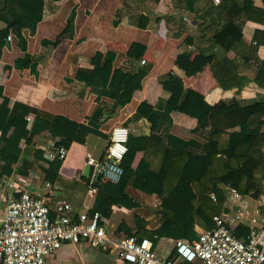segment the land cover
<instances>
[{
  "label": "crops",
  "instance_id": "1",
  "mask_svg": "<svg viewBox=\"0 0 264 264\" xmlns=\"http://www.w3.org/2000/svg\"><path fill=\"white\" fill-rule=\"evenodd\" d=\"M211 3L214 5L210 6ZM219 4H223L221 9L217 8ZM226 4L231 6V11L227 9ZM5 5V0H0V8H4ZM195 8L194 12L190 11L187 8V0L159 2L146 0L137 7L127 5L125 0H61L58 12L40 22L36 34L41 28L43 36L37 41L36 34H28L29 51L32 53L39 51L43 38L55 39L49 36L57 35L62 40L50 55L48 62L40 66L39 79L31 74L29 66L23 71L14 68L9 70L3 80L5 93L13 101L28 103L53 113L55 120L61 119L64 124L66 122L78 124L79 131L60 169L63 185L54 184L57 189L51 190L45 186L43 174L38 169L35 177L28 178L27 175H21L17 164L14 165L11 176L0 179V216L4 215L9 200L18 197L26 189L40 191L52 208L58 202H70L76 212L72 213L74 219L84 205L92 210L95 196L88 195L87 188L83 189L84 186L87 187L83 175L86 155L91 153L103 158L113 129L120 125L126 126L124 122L136 112L149 115L161 96H167L172 105H177L185 89L194 92L189 97L188 103L205 110L202 128L194 133L195 121L174 113L172 132L185 139L202 140L209 137L214 130L212 122L218 115L253 100L264 101V0H239V2L237 0V3L233 0H197ZM62 9L70 10L69 13L73 9L76 11L73 37L70 36V25L67 26L69 27L67 34L51 32L56 29L57 21L54 20ZM233 12H237L233 18L235 26L242 33V38L230 50H226L223 46L214 43L213 25L219 22L227 23L232 18ZM78 13H81L79 17ZM120 14L122 16L117 17ZM117 20L121 23L115 26L114 21ZM63 27L64 24L60 32ZM187 39L193 41L186 43ZM14 47L18 51H15ZM108 50H113L117 54L110 73L105 72L108 87H115L122 70L126 75H130L129 77L136 76L142 68L147 69L148 74L142 80L141 88L135 90L131 102L126 106L114 108L112 99H107L104 103L107 108V118L98 129L86 123L87 115L96 107L95 96L92 93L87 92L84 96L54 97L52 91H66L74 86L75 79H88L89 75L79 71V68L88 65L92 57L104 55ZM185 50L192 51L193 57L202 52L217 56L216 60H222V64L220 62L216 67L217 76L227 88L222 87L210 64L204 66L197 74L183 76L168 84L160 83L159 77L175 69L178 55ZM22 54L23 52L13 42V47L0 56V64L12 65L14 59ZM217 63L219 61L214 64ZM254 117L264 119V107L255 113ZM128 128L139 135L151 134L147 121L130 124ZM58 140L50 133H46L26 145L25 155L32 157L36 150L45 149ZM143 155V152L136 154L130 170L126 172L127 176L133 173V169H136ZM205 156L201 154L200 159L204 161ZM36 178L38 181H35ZM14 180H17L18 186L12 188L8 185V181ZM128 190L139 201L148 196L153 198L156 206L162 204V200L156 195L149 196L132 187H128ZM256 199H260L263 204V216L259 225L263 227L264 191ZM143 206L128 209L118 202L113 204L108 219L115 238H121L122 234L129 233H136L140 237L137 217L145 221L143 224L147 231H154L163 223L153 225L150 220L156 216V213L145 215L139 210ZM144 211L147 212V208H144ZM247 223L248 221H245V225ZM201 229L196 226L197 231ZM173 240L168 237L153 240L154 250L165 257H172ZM46 264L130 263L119 258L108 247L91 246L81 241L75 244L64 242L59 249L48 255Z\"/></svg>",
  "mask_w": 264,
  "mask_h": 264
},
{
  "label": "trees",
  "instance_id": "2",
  "mask_svg": "<svg viewBox=\"0 0 264 264\" xmlns=\"http://www.w3.org/2000/svg\"><path fill=\"white\" fill-rule=\"evenodd\" d=\"M144 1L146 0H125L131 7H137ZM196 1L187 0V8L192 12L196 10ZM233 1L237 3V0ZM5 3V7L0 8V56L13 47V42L23 54L15 58L12 65L0 64V179L11 176L14 165L17 164L23 176L38 169L43 174L44 183L63 185L60 174L63 161L47 160L45 149L36 150L32 157H27L25 147L50 133L59 139L58 145L69 148L78 134L79 125L73 122L64 124L61 119L55 120L54 114L49 111L21 101H13L5 93L3 84L9 70L14 68L23 71L27 66L31 74L39 79L40 66L48 62L62 38H43L39 51L32 53L29 51L28 34H36L40 22L58 12L61 0H5ZM220 7L223 4H219L217 8ZM227 9L232 10L231 6H227ZM236 13L233 12L227 23L213 25L214 43L226 50H230L242 38L233 18ZM75 16L76 11L73 9L68 18L71 37L75 32ZM120 23L119 20L114 21L115 26ZM9 36L11 40L8 39ZM191 41L193 40L187 39L186 43ZM116 56L115 51L108 50L104 55L92 57L88 65L79 68V71L89 75L88 79H75L74 86L69 90L52 91L54 97L84 96L87 92L92 93L96 107L87 115L86 123L94 128H101L107 118V108L104 105L107 99H112L114 108L126 106L131 102L135 90L141 88L142 80L148 74V70L142 68L136 76L129 77L122 70L115 87H108L105 72L110 73ZM216 59L217 56L202 52L193 57L192 51L185 50L178 55L175 69L160 76L159 82L168 84L183 76L197 74L207 64L211 65L217 76L216 67L220 62L222 64V60ZM216 61L219 63L215 65ZM217 78L222 87L227 88L220 77ZM193 93L191 89H185L177 105H172L167 96H161L149 115L136 112L124 122L130 127V124L147 121L151 134L139 135L133 129L130 130L128 152L121 162L123 177L119 182L103 180L97 184L98 192L92 212L101 211L104 217L109 218L115 202L128 209L143 206L128 190V187H132L148 195H156L162 200L160 210L164 221L156 230H145V221L141 217L136 218L140 227V238L149 236L148 238L158 240L168 237L190 242L197 238L196 226L209 229L214 224V216L224 217L229 213L227 187L237 188L242 194L254 198L264 191V119L254 117L264 107V101L253 100L218 115L212 122L214 130L205 140L185 139L172 132L173 114L178 113L193 119L196 124L193 132L200 131L205 110L188 103ZM158 132L162 134H157ZM138 152H143L144 155L133 173L127 176L126 172L130 170ZM201 154L206 155L204 161L200 159ZM84 179L88 180L87 177ZM86 188L88 186L83 187L85 190ZM212 193H215L216 200L211 197ZM73 212L76 213L74 210ZM233 233L243 238L249 236L248 229L243 226L237 227Z\"/></svg>",
  "mask_w": 264,
  "mask_h": 264
},
{
  "label": "built area",
  "instance_id": "3",
  "mask_svg": "<svg viewBox=\"0 0 264 264\" xmlns=\"http://www.w3.org/2000/svg\"><path fill=\"white\" fill-rule=\"evenodd\" d=\"M129 133L126 126L115 127L103 158L86 155V164L91 166L86 180L88 195L95 196L97 184L103 180L121 181L124 174L121 162L128 152ZM68 153L69 148L52 143L45 148L44 155L49 161L64 162ZM8 185L15 188L18 182L8 181ZM45 186L57 189L50 182ZM226 190L229 213L214 216L213 226L199 230L197 238L190 242L174 239L173 256L165 257L154 250L151 238H140L136 233L115 238L110 219L100 211L92 212L84 205L74 219L70 202L61 201L52 208L40 191L26 189L9 200L4 215L0 216V264H46L48 255L64 242L75 244L84 239L91 246L108 247L130 264H264V226H259L263 216L261 200L234 187ZM211 197L217 199L215 193ZM239 226L248 229V238L233 233Z\"/></svg>",
  "mask_w": 264,
  "mask_h": 264
},
{
  "label": "rangeland",
  "instance_id": "4",
  "mask_svg": "<svg viewBox=\"0 0 264 264\" xmlns=\"http://www.w3.org/2000/svg\"><path fill=\"white\" fill-rule=\"evenodd\" d=\"M69 11L70 10H67V9H62L61 11H60V13L58 14V16L56 17V19L54 20V21H57V24H56V29H53V30H51V32H53L52 34H60V33H62V34H67L68 33V28L69 27H67V26H69V24H68V20H67V22H66V19L69 17V14H71V13H69ZM69 13V14H68ZM81 15V13H78V17ZM122 16V14H120V15H118L117 17H121ZM64 24V27H63V30L60 32V30L62 29V25ZM66 28V29H65ZM65 29V30H64ZM56 32V33H55ZM47 34H50V33H48L47 32ZM35 36H37L36 38H35V40H37L38 41V39L41 37V36H43V31L41 30V28H40V30L38 31V33L35 35ZM49 37H53V38H57L58 36L57 35H52V36H49ZM62 47H63V45H62ZM14 49H15V51H18L17 50V48L16 47H14ZM85 49V48H84ZM6 60V59H5ZM35 173H36V169L35 170H33V171H31L30 173H29V175L27 174V177L28 178H30V177H32V176H34L35 177ZM149 196H151V195H149ZM140 199V198H139ZM142 201V204L143 205H145V206H143L141 209H139V210H141V212L142 213H145V215H148V214H153V213H156V216H154L153 218H151V220H150V222L153 224V225H156V224H159L160 222L162 223L163 221H164V216H163V214H162V210H160L161 209V205H158V206H156V204L153 202V198L152 197H148V196H146L145 197V199H141ZM158 202V201H157ZM144 208H147V212H145L144 211ZM149 216V215H148Z\"/></svg>",
  "mask_w": 264,
  "mask_h": 264
},
{
  "label": "water",
  "instance_id": "5",
  "mask_svg": "<svg viewBox=\"0 0 264 264\" xmlns=\"http://www.w3.org/2000/svg\"><path fill=\"white\" fill-rule=\"evenodd\" d=\"M90 172H91V166L89 164H86L85 167H84V173H83V175L85 177H89L90 176ZM82 241H85V239L82 240Z\"/></svg>",
  "mask_w": 264,
  "mask_h": 264
}]
</instances>
